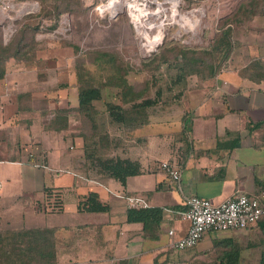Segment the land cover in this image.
Listing matches in <instances>:
<instances>
[{
    "label": "crops",
    "instance_id": "obj_1",
    "mask_svg": "<svg viewBox=\"0 0 264 264\" xmlns=\"http://www.w3.org/2000/svg\"><path fill=\"white\" fill-rule=\"evenodd\" d=\"M49 32H37L34 60L9 63L0 79V225L54 228L57 264H224L222 256L232 251L236 264H260L264 217L241 231L209 230L184 249L169 246L168 230L175 236L186 231L189 223L176 210L186 207L187 195L218 203L244 192L264 201V15H241L232 25L231 53L216 75L154 104L133 129L113 119L106 106L96 114L111 136L108 155L138 166L125 183L83 166L72 50L66 55L46 38ZM102 92L92 100L96 108L117 97V91ZM66 106L68 114L54 128V117ZM245 131L252 139H241ZM164 159L178 163L179 180L159 167ZM46 187L62 195L60 211L46 206ZM89 191L108 210H79ZM125 195L162 208L153 236L145 235L141 222L126 219Z\"/></svg>",
    "mask_w": 264,
    "mask_h": 264
},
{
    "label": "trees",
    "instance_id": "obj_2",
    "mask_svg": "<svg viewBox=\"0 0 264 264\" xmlns=\"http://www.w3.org/2000/svg\"><path fill=\"white\" fill-rule=\"evenodd\" d=\"M41 5L42 15L48 18L46 24L40 20L36 23L23 22L7 39L4 40L3 29L0 27V79L5 76L9 63H26L34 60L39 47L37 32L52 31L57 27L62 14L79 15L87 13L88 5L85 0H38ZM47 2L48 7H45ZM40 11V12H41ZM241 15H264V0H238L236 5L225 15L218 19V25L210 45L205 48H193L179 46L164 39V46L154 55V62L168 64L178 70V73L171 78L169 85L164 89H157L155 95L146 96L145 90L136 88L129 82L126 76V69L123 64L112 63V55L102 57L101 66L111 65V72L104 79L101 86L117 87L119 89L120 103L107 102L109 115L113 119L124 123V126L131 130L137 124H141L143 118L146 119L148 110L156 103H168V98L182 93L190 86L198 87L207 78L214 77L217 69L227 62L233 46L232 25L238 21ZM31 16V15H30ZM76 47V60H83V56ZM220 53L219 59L215 62L213 57ZM95 59V58H94ZM215 62V63H214ZM83 64V63H82ZM76 66V87L78 88V107L82 115V125L91 126V132L87 134L81 129L79 132L83 138L85 160L83 166L95 168L97 174L118 178L125 183L129 174L138 172L137 164L126 158L116 156H103L102 150L109 148L110 140L107 132H95V127L99 126L96 114L97 108L92 104V100L101 97V87L92 86L85 75L79 71V64L72 61ZM84 66V64H83ZM104 68V67H102ZM83 69V68H81ZM195 77V83L190 84V79ZM177 84H180L178 86ZM177 85V86H176ZM176 86V87H175ZM175 88V89H174ZM166 94V95H165ZM174 94V95H173ZM166 97H165V96ZM59 110L53 119L54 128L60 126L62 115ZM143 116V118L141 117ZM142 118V119H141ZM66 125V123H64ZM94 127V129H92ZM83 128V127H82ZM185 128V127H184ZM45 203L50 211H60L62 209V195L53 188H45ZM109 205L99 199L96 191H89L83 199L78 202V209L85 211H105ZM162 218V208L152 207H129L126 211L128 221H139L143 224V231L146 236H153L152 231L156 228ZM263 218V217H262ZM54 228H22L10 229L0 225V264H57L56 244L57 236ZM238 258L235 252H230L222 256L221 262L224 264H236ZM191 264V263H185ZM260 264H264V250L261 253Z\"/></svg>",
    "mask_w": 264,
    "mask_h": 264
},
{
    "label": "rangeland",
    "instance_id": "obj_3",
    "mask_svg": "<svg viewBox=\"0 0 264 264\" xmlns=\"http://www.w3.org/2000/svg\"><path fill=\"white\" fill-rule=\"evenodd\" d=\"M97 1L86 0L85 4L88 5V10ZM237 2L238 0H181L178 7L177 4L171 7L172 13H177V15L173 18L168 15L165 19L168 22L166 23V26H168L166 28V41H172L174 44L183 46L182 48L207 47L216 32L218 19L222 15L227 14ZM44 3V6L48 7L47 2ZM42 4L39 1L37 2V0H0V27L3 29L4 40L7 41L23 22L34 24L40 20L46 24L48 18L42 15ZM143 20L146 23L147 17ZM50 35V37L46 38L55 39L58 44H61L67 51L66 55H68V51L72 50L69 53L71 54V60L79 64L78 70H81L85 75L83 78L88 79L92 86L101 87V91H104V89L117 91V97L114 102L119 101V89L114 86L112 88L101 86L104 79L107 78L113 69H111V65L106 66L105 64L101 66V59L104 56L112 55V63L123 64V69H126L125 73L129 82L135 85L136 88L144 89L146 96L151 95L153 97L159 88L164 89L163 91L166 93L165 89L170 87L171 78L178 73L177 69L168 67L166 63L157 65L154 62V55L162 49L165 43L157 49L148 52L143 43L140 42L139 32L135 31L127 16L123 13H120L116 18H109L103 14H91L89 11L79 15L65 13L60 16L57 27L52 30ZM157 37H159V34ZM154 38L152 37L155 41ZM76 47H78V52L81 51L80 54L83 56V60H76ZM99 53L104 54L100 57L98 56ZM215 55L213 60L216 62L220 53ZM74 68L76 69V66ZM177 85L180 86V84ZM111 102L113 101L111 100ZM105 104L106 102H100L99 106L101 107L97 108V113L95 114H100L102 110L105 111L104 107L108 108ZM64 109L61 112L63 117L68 114L69 107L66 106ZM97 117L99 125L102 120L99 115ZM82 118L80 114V131L83 129L88 134L89 131L91 132V126L89 127L88 124L83 126ZM94 130L95 132L100 131V133L105 132L100 126H96ZM110 137L109 135V140ZM236 137L240 139L237 135ZM252 137L247 131L241 133V139L245 141L252 139ZM216 139L218 138L216 137ZM109 153L108 149L102 150L103 156H107ZM259 198L263 201L262 197ZM244 229L230 228L211 231L224 233L226 231H241ZM261 237H264V234Z\"/></svg>",
    "mask_w": 264,
    "mask_h": 264
},
{
    "label": "built area",
    "instance_id": "obj_4",
    "mask_svg": "<svg viewBox=\"0 0 264 264\" xmlns=\"http://www.w3.org/2000/svg\"><path fill=\"white\" fill-rule=\"evenodd\" d=\"M181 0H98L90 7L89 13L103 14L116 18L120 13L127 16L135 31L139 32L140 42L146 50L157 49L166 36L165 19L172 13V4ZM169 11V12H168ZM147 17L146 23L137 22L136 15ZM170 26V25H169ZM144 33V35H142ZM159 34V37H157ZM154 38L155 41L152 39ZM152 39V41H151ZM159 167L173 180L180 179V168L175 160L164 159ZM129 207H145L147 202L140 195H125ZM186 207L176 210L180 218L188 221L186 231L174 235V230H168L171 236L169 246L173 249H184L195 246L203 234L209 230H227L230 228H245L264 217V201L258 196L244 192L235 193L218 203L205 196L196 194L185 197Z\"/></svg>",
    "mask_w": 264,
    "mask_h": 264
},
{
    "label": "bare ground",
    "instance_id": "obj_5",
    "mask_svg": "<svg viewBox=\"0 0 264 264\" xmlns=\"http://www.w3.org/2000/svg\"><path fill=\"white\" fill-rule=\"evenodd\" d=\"M177 3L175 2L174 4H172V5H176ZM136 15V17H135V20H137V22H144V18L145 17H143V16H139V14H135ZM142 35H144V33H142Z\"/></svg>",
    "mask_w": 264,
    "mask_h": 264
}]
</instances>
